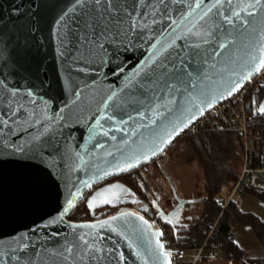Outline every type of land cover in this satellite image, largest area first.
Listing matches in <instances>:
<instances>
[{
  "label": "water",
  "instance_id": "water-1",
  "mask_svg": "<svg viewBox=\"0 0 264 264\" xmlns=\"http://www.w3.org/2000/svg\"><path fill=\"white\" fill-rule=\"evenodd\" d=\"M132 3L128 10L149 22L153 7L157 19L165 9L169 15L141 32L130 28L124 11L103 2L0 0V264H169L157 246L159 240L168 253L164 231L141 213L145 209L90 221L68 217L93 186L161 157L258 73L253 67L264 56V0L254 8V0H204L185 23L199 21L193 32L210 28L207 43L189 35L159 54L156 41L171 32L169 20L179 21L195 0H145L136 9ZM208 8L212 12L200 20ZM168 81L179 91L169 94ZM167 100L174 103L155 109ZM113 105L119 106L115 112ZM261 109L264 100L254 114L264 115ZM110 115L115 123L107 121ZM168 182L177 203L169 213L156 204V218L176 234L185 205L205 199H181ZM115 191L135 195L124 185L105 186L88 198L89 211L114 204L103 198Z\"/></svg>",
  "mask_w": 264,
  "mask_h": 264
},
{
  "label": "built area",
  "instance_id": "built-area-1",
  "mask_svg": "<svg viewBox=\"0 0 264 264\" xmlns=\"http://www.w3.org/2000/svg\"><path fill=\"white\" fill-rule=\"evenodd\" d=\"M263 87L264 69H261L255 76L247 80L238 92L205 112L171 144V148L176 147L180 141L199 129L239 137L242 145L241 165L237 179L222 203L223 210L229 206H238L248 192L264 195V143L261 149L257 150V137L252 129V120L257 107L253 105V100H249V98L254 99ZM218 220L211 224L207 237L196 248L175 246L171 239H164L171 264H197L219 257L221 242H212V237L217 234ZM159 227L161 226L159 225ZM227 236L231 242H234L235 236L232 228L228 231Z\"/></svg>",
  "mask_w": 264,
  "mask_h": 264
},
{
  "label": "trees",
  "instance_id": "trees-1",
  "mask_svg": "<svg viewBox=\"0 0 264 264\" xmlns=\"http://www.w3.org/2000/svg\"><path fill=\"white\" fill-rule=\"evenodd\" d=\"M257 104L264 100V87L262 91L253 99ZM252 129L257 137V150H260L264 143V115L256 114L252 120ZM224 133H214L205 129H199L187 138L191 143L194 152L200 161V170L205 180V214L206 217L196 219L194 225L187 231V238L184 244L176 243L168 230L162 227L165 239H171L173 245L192 248L203 243L208 235L211 224H213L220 212H222L216 227V235L212 237V242H221L222 256L242 259L239 247L228 239V231L236 224H244L251 227L256 233L264 251V223L250 214L241 213L236 206H229L223 210V206L218 204V196L223 191L229 192L233 183L237 179V174L229 169L227 162L231 159L233 147L228 143V138ZM264 199V195L259 194ZM77 207V206H76ZM75 207V208H76ZM74 208V209H75ZM69 215V220H74L73 214ZM222 210V211H221ZM246 264H259L255 261H245Z\"/></svg>",
  "mask_w": 264,
  "mask_h": 264
},
{
  "label": "flooded vegetation",
  "instance_id": "flooded-vegetation-1",
  "mask_svg": "<svg viewBox=\"0 0 264 264\" xmlns=\"http://www.w3.org/2000/svg\"><path fill=\"white\" fill-rule=\"evenodd\" d=\"M156 162L155 169L158 172L162 173V179L156 185L149 183V178L147 177V165L141 166L136 170L128 172L126 174H122L120 176L112 177L104 182L93 186L85 195L81 202L85 203L88 198L98 189L103 188L109 185H118V186H126L131 189L135 195H119V192H112L113 194L105 196L103 199L110 200L114 204H106L103 207L97 208L94 212L89 211L87 208L86 219L87 220H96L99 218L108 217L109 215H113L123 210H139L140 208L145 209L141 213L150 221H157L158 224L166 228L168 233L173 236L176 243H181L180 240L183 237H187V231L194 225L196 220L195 217L191 215H184L187 209L192 205H185L183 208L181 219L176 224V228L179 229V232L176 234L173 230L161 223L159 219L156 218L157 211L155 209V205H159L165 213H169L172 211L176 205L175 197L173 191L168 182V172L164 163L162 161V157L156 158L149 164H153ZM148 164V165H149ZM175 186V185H174ZM122 188V187H121ZM176 188V187H175ZM179 197L184 200H190V198H185L178 193ZM135 202H132L134 201ZM80 202V203H81ZM169 221L173 222V219L170 218Z\"/></svg>",
  "mask_w": 264,
  "mask_h": 264
},
{
  "label": "snow or ice",
  "instance_id": "snow-or-ice-1",
  "mask_svg": "<svg viewBox=\"0 0 264 264\" xmlns=\"http://www.w3.org/2000/svg\"><path fill=\"white\" fill-rule=\"evenodd\" d=\"M94 2L96 4H100V3H104L108 9L119 13L120 11H124L125 15L129 18L130 21V28L133 31L139 30L141 32H143L145 29H148L149 31H151V26L155 25L156 23H163L164 22V17L169 15L167 9H165L164 12L160 13L159 19L156 18V12L158 11L155 7H153L152 12L148 13V15H152L153 19L151 20V22L148 21L147 19V15L140 13L137 14L134 11H129L128 10V0H94ZM157 2L160 5H164L166 0H157ZM172 3H183L184 0H171ZM229 3H231V0H228ZM219 3V0H218ZM262 0H254V3L250 4L249 6L254 8L256 5L261 4ZM145 4V0H133V3L131 4V8L132 9H136L138 6L140 5H144ZM204 4V0H195V6L193 7L192 4L188 5V11L187 13H181V18L179 21L177 20H169V26L171 27V32H168L165 34V37L163 39V42L161 41H156L157 44L160 45L159 49H157V54H159L162 51H166L168 48H172L177 39H187V37L189 35L192 36H196L199 37L200 40H202L204 43H207V36L211 35V29H207L204 32H200L199 30H197L196 32H193V28H196V24L199 23V21H196L195 23H191V26H187L185 22L189 21L190 17H193L196 9H201L202 5ZM213 8H217V14H219V9L217 7V5H213ZM212 12V8H208L207 10L203 11V14L200 16V20H204L205 17H207L209 15V13ZM138 18L133 19L134 16H137ZM233 15L235 16H239V13L233 12ZM225 23L231 24L232 21L225 18ZM180 25H185V27L181 30V31H177V28ZM86 26H89L86 24ZM170 37V39H169ZM102 46V45H101ZM153 47H155V45H153ZM189 47H200V44L197 43L195 45H189ZM162 66V65H161ZM261 69H264V56H262L255 64L253 67V71L259 72ZM248 75H251V72H249ZM177 79L180 80V84L183 83L182 78L177 77ZM159 82V77L156 78V80L150 81V87H155L156 84ZM165 89L169 92V94H174L175 92L179 91V85L173 81H168L165 83ZM231 94V93H229ZM113 95H115V93H113ZM109 100L111 99V97L108 98ZM160 99H163L162 97ZM174 103L173 100H167L164 101V103L162 105H155V109H159L160 107H164L167 108L169 104ZM192 105L195 107V101L192 100L191 101ZM118 105H113L112 106V111L115 112V110L118 108ZM103 108L105 110L109 109V104L107 102H105L103 104ZM153 108L150 107L148 108L146 111H152ZM190 111V109H189ZM203 110L201 109V112ZM261 111H264V109H261ZM138 116L139 118L142 120L144 118V114L143 113H139L138 112ZM107 121L109 123H115L116 122V116L115 115H110L106 117ZM129 119H133V117L129 116ZM0 123H5V121L0 120ZM120 123L122 124H127L128 121L127 120H120ZM153 123H155V121L153 120ZM96 124L99 125L101 128L103 127V125L100 124V121L97 120ZM186 126V125H185ZM115 131H122L121 128H116ZM179 131H183V127H180L179 130L175 133L178 134ZM103 135L107 136L108 133L104 132ZM171 133L169 134V137H171ZM165 142H170V138L165 141ZM163 149H161L162 151ZM132 165L129 164L128 167H131ZM104 203H110V201H103ZM93 205L90 203L89 207L91 208ZM122 215H135L133 214H128V213H123ZM140 220H143V217H139ZM107 223V221L105 222ZM145 224H147V221H144ZM95 227V226H93ZM101 227H103V225H101ZM158 235H162V233L158 234ZM157 246L158 249L161 250V253L167 257L169 254L167 252H164V245L162 243L159 242V240H157ZM70 251V250H69ZM121 259H123V257L121 256ZM170 264V261H169Z\"/></svg>",
  "mask_w": 264,
  "mask_h": 264
},
{
  "label": "rangeland",
  "instance_id": "rangeland-1",
  "mask_svg": "<svg viewBox=\"0 0 264 264\" xmlns=\"http://www.w3.org/2000/svg\"><path fill=\"white\" fill-rule=\"evenodd\" d=\"M225 137L226 139L228 138V143L233 147L231 159L228 160L227 165L231 171L237 174L241 163V158L239 156L241 153L240 139L238 140L239 137L234 135H225ZM161 157L168 172V177L175 185L177 193L190 199H205L207 197L205 192V180L200 170V161L188 139H183L176 147H170ZM155 166L156 162L149 165L147 164L146 175L149 178V183L153 185L163 180L161 177L162 173L158 172ZM204 206L205 203L203 202L196 203L193 206L191 205L184 215H191L195 217V220L200 217L204 219L202 216V213L205 211L203 210ZM86 214V205L81 202L74 209V220L72 221H90L86 219ZM238 230L241 229L238 228Z\"/></svg>",
  "mask_w": 264,
  "mask_h": 264
},
{
  "label": "crops",
  "instance_id": "crops-1",
  "mask_svg": "<svg viewBox=\"0 0 264 264\" xmlns=\"http://www.w3.org/2000/svg\"><path fill=\"white\" fill-rule=\"evenodd\" d=\"M253 105L255 107H258L256 100H253ZM226 135L231 136L232 134H226ZM238 140H239V138H238ZM239 142H240V146H241V153L239 154V156L242 160V145H241L240 140H239ZM240 165H241V163H240ZM227 194H228V192L225 191L224 193H222L218 196L217 199H218L219 206L222 205ZM258 195H259L258 193L248 192L246 194V196L242 199L240 204L238 206H236V208L241 213L250 214V215L254 216L255 218H257L260 222L264 223V199ZM203 203H205V201H203ZM205 206H204L203 210H205V208H206ZM204 212L202 213L203 217L206 216V214ZM222 212H220L217 219L220 218ZM239 226H241V227H239ZM238 228H240L241 230H238ZM232 231H233V235L235 236L233 243H235L239 247L242 259L225 257V256H222V254L220 253L219 257H217L213 260H204V261H201L197 264H246L245 261H255V262H258L259 264H264L263 247H262L256 233L254 232V230L247 225L236 224L235 226L232 227ZM186 238L187 237L181 238L180 242L182 244H184L186 242ZM196 247H198V246H195L192 248H196Z\"/></svg>",
  "mask_w": 264,
  "mask_h": 264
}]
</instances>
